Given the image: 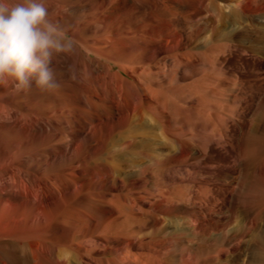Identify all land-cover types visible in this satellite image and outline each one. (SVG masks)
Returning <instances> with one entry per match:
<instances>
[{"label":"bare ground","instance_id":"bare-ground-1","mask_svg":"<svg viewBox=\"0 0 264 264\" xmlns=\"http://www.w3.org/2000/svg\"><path fill=\"white\" fill-rule=\"evenodd\" d=\"M46 7L75 42V78L61 61L53 93L0 86V264H263L264 159L249 186L256 202L243 207L239 228L231 226L236 202L226 211L220 205L225 189H239L228 169L217 175L220 187L199 179L174 194L157 172L206 156L186 110L228 136L220 87L232 90L233 104L242 99L234 87L249 84L255 110L264 109V0H46ZM233 55L257 61L253 78L224 69ZM239 152L243 176L252 159L247 148Z\"/></svg>","mask_w":264,"mask_h":264},{"label":"rangeland","instance_id":"rangeland-1","mask_svg":"<svg viewBox=\"0 0 264 264\" xmlns=\"http://www.w3.org/2000/svg\"><path fill=\"white\" fill-rule=\"evenodd\" d=\"M230 57H226L224 59L223 67H224V69H226L227 72L234 75L233 78L238 79L240 77L239 79H244L246 81L248 79L253 78V75L255 74V71H256L255 69H256V67L259 66L257 61L253 60L248 55H233L231 58ZM203 59L206 60L205 58H203ZM231 59L234 62H232ZM225 64H226V66H225ZM261 66H262V68H264V62H262ZM231 69L232 70L234 69V70L232 71ZM220 88H221V90H223V93L220 95V98H219L220 118L222 120H225L226 123H228V125H229L228 136L227 137L224 136V133L220 130L221 128L217 123H212L206 118L200 119L197 116V114H195L192 110H186L185 115H186V119L187 120L189 119L188 121L190 123V127L193 128L195 123L198 124V126H199V136L202 138V140L204 142L202 141L200 143H196V145H198L197 147H199L203 150V153H205L206 156L203 154V157L201 156L199 158L198 163H196L195 165L187 164L180 169L171 168V169L162 170V172H157V173H158V175H160L159 181L162 183H165V185H167V188L169 189V191L174 194L176 192V189L178 188V186L182 187V189L180 188L179 190H184V189H186L185 187L194 183V181H199V179L202 182L205 180H208V182L212 186L215 185L216 187H220L221 182H220L219 176H217V175H219V172L221 170L223 171L225 169L224 171H227V169H228L229 172H232V175H233L232 179L235 181L234 182L235 184L233 183V186L234 187L238 186L239 189H238V191H236V194H234V195H233V193L229 192L230 191L229 189L228 190L225 189L224 190L225 193L223 192V190L219 191L220 195H222L223 193L225 195V200H223V202L221 204L220 203L219 204L221 205L222 210L226 211L229 208V205L231 204L230 202H232V201L236 202V203H234V205L237 206L238 212L236 214L237 216H235V218L233 219V223L231 226L234 228H239L240 226H242V224H244L243 223L244 220L247 219L245 213L243 212V207L244 206L247 207L249 205L252 206L256 202L254 199V195H256V193H254V189L250 190L249 186L251 183H255L257 180H259V178H258L259 177V161H260V158L264 159V137H262L258 133V131H259V132H262L264 134V126L260 127V129H258V127H257L259 123L261 124L264 121V109H260L261 111L258 110V112L255 110L256 104H254L250 100L249 94L252 92H255L256 90L255 89L253 90V88H250L249 84L244 83V85H242V87H241V85L239 86L237 84L234 87V88H239L240 91H242L241 92L242 93V95H241L242 99H240V101H233V104L230 103L231 99H232L230 97L232 90L225 89L222 87H220ZM250 90H252V91H250ZM208 98L210 100H212L210 97H208ZM244 99H246V100H244ZM247 101H249V102H247ZM228 105L232 106L231 111H229ZM188 109H189V107H188ZM259 111H260V114H259ZM238 112H239V114H238ZM250 121H251V123H250ZM233 125H234V127H233ZM247 131H249V132H247ZM245 139H246V141H245ZM206 141H208V142H206ZM241 148H247L249 156L251 155L250 159H252V161H251L252 164L245 170L246 173L243 176H241L242 173L239 174V171H237L238 168L236 167L238 164V158L237 157L240 153L239 151ZM201 159H202V161H201ZM195 166H197V167H195ZM254 166L256 169H254ZM234 168H236V171H237L235 173H234V170H235ZM199 169H201V170H199ZM208 170H210V172ZM212 171H214V173ZM196 172H197V174H196ZM210 174H214V175L210 176ZM212 177L213 178L215 177L214 180L212 179ZM240 177H241V180H240ZM178 178H181L182 180L177 181ZM248 179H249V181H248ZM139 189L141 191L142 188H139ZM245 189H249V190H245ZM153 195H155V196L158 195V190H156L153 193ZM242 197H244V198H242ZM261 203L264 205V194L262 195ZM219 204H218V206H219ZM240 206H242V207H240ZM252 235H253V232L252 233L250 232V234L247 236V238H249L251 256L253 257L254 255L252 252L253 251L252 248H254V246H253L254 241H253ZM252 264H256V262L253 261ZM263 264H264V262H263Z\"/></svg>","mask_w":264,"mask_h":264},{"label":"clouds","instance_id":"clouds-1","mask_svg":"<svg viewBox=\"0 0 264 264\" xmlns=\"http://www.w3.org/2000/svg\"><path fill=\"white\" fill-rule=\"evenodd\" d=\"M75 42L48 19L46 0H0V86L53 93L61 87L56 65L75 78Z\"/></svg>","mask_w":264,"mask_h":264}]
</instances>
